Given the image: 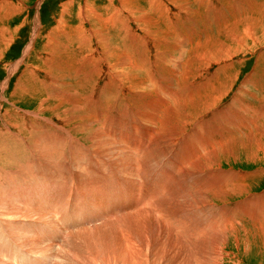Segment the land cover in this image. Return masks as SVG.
I'll return each instance as SVG.
<instances>
[{
	"label": "rangeland",
	"instance_id": "374dc122",
	"mask_svg": "<svg viewBox=\"0 0 264 264\" xmlns=\"http://www.w3.org/2000/svg\"><path fill=\"white\" fill-rule=\"evenodd\" d=\"M44 263L264 264V0H0V264Z\"/></svg>",
	"mask_w": 264,
	"mask_h": 264
},
{
	"label": "bare ground",
	"instance_id": "6f19581e",
	"mask_svg": "<svg viewBox=\"0 0 264 264\" xmlns=\"http://www.w3.org/2000/svg\"><path fill=\"white\" fill-rule=\"evenodd\" d=\"M168 1H169V0H168ZM171 1H173V0H171ZM185 1H186V0H185ZM187 4H188V3H187ZM182 8H183V7H182ZM37 21H38V20H37ZM150 38H151V37H150ZM98 39H99V38H98ZM102 42H103V41H102ZM141 42H142V41H141ZM146 42H147V41H146ZM106 44H107V43H106ZM103 47H104V46H103ZM105 47H106V46H105ZM127 55H128V54H127ZM48 64H49V62H48ZM156 66H157V65H156ZM85 67H86V66H85ZM176 68H177V67H176ZM48 80H49V79H48ZM220 95H221V94H220ZM157 96H158V95H157ZM141 106H142V105H141ZM139 108H140V107H139ZM158 109H159V108H158ZM160 111H161V110H160ZM62 113H63V112H62ZM77 113H78V112H77ZM138 115H139V114H138ZM156 115H157V113H156ZM159 116H160V115H159ZM147 117H148V116H147ZM150 117H151V116H150ZM158 118H159V117H158ZM62 120H64V119H62ZM64 121H65V120H64ZM145 121H146V120H145ZM157 121H158V120H157ZM153 122H154V121H153ZM156 123H157V122H156ZM67 127H68V126H67ZM90 127H91V126H90ZM64 130H65V129H64ZM29 131H30V130H29ZM17 132H18V131H17ZM90 134H91V133H90ZM92 141H93V139H92ZM98 141H99V140H98ZM97 143H98V142H97ZM97 143H96V144H97ZM224 144H225V143H224ZM96 150H97V149H96ZM199 151H200V150H199ZM120 152H121V151H120ZM189 152H190V151H189ZM192 153L195 154L194 152H192ZM196 153H197V152H196ZM200 153H201V152H200ZM107 154H108V153H107ZM113 154H114V153H113ZM197 155H198V154H196V156H197ZM110 156H111V155H110ZM197 157H198V156H197ZM110 158H111V157H110ZM46 160H47V159H46ZM111 160H112V158H111ZM193 161H194V160H193ZM191 163H192V162H191ZM217 164H218V163H217ZM209 177H210V176H209ZM216 179H217V178H216ZM208 182H209V181H208ZM209 183H210V182H209ZM160 195H161V194H160ZM94 202H95V201H94ZM99 203H100V202H99ZM99 203H98V204H99ZM96 208H97V207H96ZM145 208H147V207H145ZM99 209H101V208H99ZM103 209H104V208H103ZM141 209H142V208H141ZM150 209H151V208H150ZM146 210H148V208H147ZM108 211H109V210H108ZM8 212H9V211H8ZM148 212H149V211H148ZM106 213H108V212H106ZM9 214H10V213H9ZM45 215H47V214H45ZM3 216H4V215H3ZM5 216H6V215H5ZM47 219H49V218H47ZM49 223H50V221H49ZM79 233H80V232H79ZM10 235H11V234H10ZM23 236H24V235H23ZM18 238H20V237H18ZM26 238H27V237H26ZM26 238H25V239H26ZM22 240H23V239H22ZM26 240H27V239H26ZM29 240H30V239H29ZM17 241H18V240H17ZM22 242H25V241H22ZM28 242H29V241H28ZM34 242H35V241H34ZM16 243H17V242H16ZM32 243H33V242H32ZM6 244H7V243H6ZM20 244H21V242H20ZM28 244H29V243H28ZM29 245H30V244H29ZM33 245L35 246V243H34ZM34 246H33V247H34ZM36 246H37V244H36ZM38 246H39V245H38ZM38 246H37V247H38ZM41 246H43V245H41ZM24 247H26V245H24ZM30 247H32V246H30ZM33 247H32V248H33ZM62 247H63V246H62ZM42 248L44 249V247H42ZM48 248H49V247H48ZM34 250H35V249H33V251H34ZM45 250H47V249L45 248ZM44 252H46V251H44ZM44 252H43V254H45ZM49 260H50V259H49ZM49 260H48V261H49ZM48 263H49V262H48ZM44 264H46V263H44Z\"/></svg>",
	"mask_w": 264,
	"mask_h": 264
}]
</instances>
